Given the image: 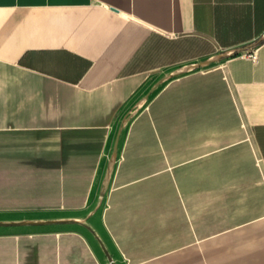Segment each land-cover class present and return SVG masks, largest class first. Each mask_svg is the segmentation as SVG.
Returning <instances> with one entry per match:
<instances>
[{
  "label": "crops",
  "instance_id": "0c3cea01",
  "mask_svg": "<svg viewBox=\"0 0 264 264\" xmlns=\"http://www.w3.org/2000/svg\"><path fill=\"white\" fill-rule=\"evenodd\" d=\"M0 264H264V0H0Z\"/></svg>",
  "mask_w": 264,
  "mask_h": 264
},
{
  "label": "rangeland",
  "instance_id": "374dc122",
  "mask_svg": "<svg viewBox=\"0 0 264 264\" xmlns=\"http://www.w3.org/2000/svg\"><path fill=\"white\" fill-rule=\"evenodd\" d=\"M156 90V87L152 86L151 89H149L148 92H151L150 95ZM147 94V93H146ZM132 110H130L129 112H131ZM129 114V113H128ZM123 124V123H122ZM125 126V123L123 124V127ZM112 166H113V162H110V165L107 169V174L105 175V179H103V187H102V191L105 192L106 191V186L108 184V179H109V175L111 173L112 170ZM103 204H104V199L100 200V202H98V206L96 205V203L90 207L89 209L87 208L83 214H88L90 210L95 209L98 207V210H101L103 208Z\"/></svg>",
  "mask_w": 264,
  "mask_h": 264
},
{
  "label": "water",
  "instance_id": "95a60500",
  "mask_svg": "<svg viewBox=\"0 0 264 264\" xmlns=\"http://www.w3.org/2000/svg\"><path fill=\"white\" fill-rule=\"evenodd\" d=\"M223 56H224V54H219V55L212 56V57H210L208 59H205V60L201 61L198 65L201 66V67L209 66L211 63L218 61Z\"/></svg>",
  "mask_w": 264,
  "mask_h": 264
}]
</instances>
